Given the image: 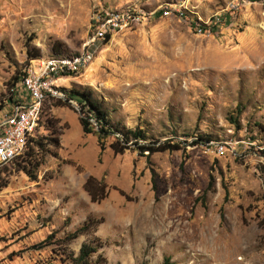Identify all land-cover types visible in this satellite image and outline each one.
<instances>
[{"label":"rangeland","instance_id":"1","mask_svg":"<svg viewBox=\"0 0 264 264\" xmlns=\"http://www.w3.org/2000/svg\"><path fill=\"white\" fill-rule=\"evenodd\" d=\"M127 6L144 16L86 43L93 11ZM87 49L31 163L0 167V264H76L82 244L78 264H264V0H0V104L29 59ZM70 90L143 137L101 144Z\"/></svg>","mask_w":264,"mask_h":264},{"label":"built area","instance_id":"2","mask_svg":"<svg viewBox=\"0 0 264 264\" xmlns=\"http://www.w3.org/2000/svg\"><path fill=\"white\" fill-rule=\"evenodd\" d=\"M167 12V9L163 10L164 14ZM179 13L182 16L183 10ZM144 14L143 10L131 6L95 10L91 15L93 35L86 43H91L94 38H108L111 33L138 22ZM220 17L212 16V21L217 22ZM202 29L198 28L199 31ZM92 56V51L87 49L76 54H53L29 59L24 65L10 88L9 100L0 107V167L20 156L33 133L41 128L44 123V100L49 97L65 98L63 90L54 82L78 72ZM218 151H221V146Z\"/></svg>","mask_w":264,"mask_h":264},{"label":"trees","instance_id":"3","mask_svg":"<svg viewBox=\"0 0 264 264\" xmlns=\"http://www.w3.org/2000/svg\"><path fill=\"white\" fill-rule=\"evenodd\" d=\"M220 22V20L218 21ZM218 22H215L217 25ZM17 76L14 77L15 80ZM14 80V81H15ZM67 99L70 100H75L79 104V108L84 115L80 117L79 122L82 126V129L85 133L93 132L97 135L98 141L102 144L104 143V140L109 136L113 135L115 137V140L110 143V146L115 152H121L127 148H130V144L128 142L130 141V137H134L136 140L139 138L143 137L141 129H127L126 131L121 132V129L117 127L116 125L114 126L112 121L110 120L108 116V112L105 107L102 106L101 100H99L97 97H95L92 94V90H88L87 92L85 91H77V90H70L67 93ZM5 102V101H4ZM3 104H0V107ZM93 119V121L91 120ZM117 133H121L123 135L122 138L117 136ZM128 133V134H127ZM129 134L131 136L129 137ZM123 141L121 143V141ZM211 140L210 138H199V141H195V143H201V142H206ZM32 142V145L34 144L35 146L43 145L41 144L40 138H30L28 142ZM177 144H171L168 142H162L161 145L159 146H143L139 145L137 146L138 149H145L149 151H161V150H166V149H171V148H177ZM262 153L264 155V148L262 150ZM22 157L21 160L23 162H26V164L31 163V160L33 159V148L32 146H28V149L25 150L20 156L17 158ZM16 158V159H17ZM15 159V160H16ZM86 184V183H85ZM88 187V186H87ZM91 198H94L93 192L89 189L88 190ZM75 235V234H74ZM74 237V236H73ZM93 251L90 246L86 244H82L80 249H79V254L74 258V261L76 264L79 262H82L86 259V257ZM140 264H144V262H141Z\"/></svg>","mask_w":264,"mask_h":264}]
</instances>
